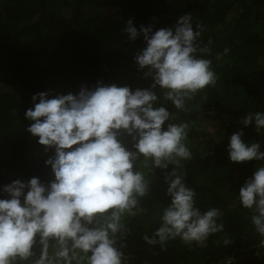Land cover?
I'll return each instance as SVG.
<instances>
[{
  "label": "clouds",
  "instance_id": "clouds-1",
  "mask_svg": "<svg viewBox=\"0 0 264 264\" xmlns=\"http://www.w3.org/2000/svg\"><path fill=\"white\" fill-rule=\"evenodd\" d=\"M122 31L129 41L143 35L146 47L134 60L143 77L151 78L150 87L132 90L100 81L66 95L33 94V107L24 113L33 121L27 131L46 152L54 149L45 161L54 178L15 179L0 189L5 194L0 264H126L121 242L126 221L142 214L140 202L156 169L163 172L168 202L159 226L143 236L147 245L165 249L179 240L191 247L224 231L222 210L202 209L196 190L186 183L184 162L193 158L189 124L175 122V112L165 106L171 102L175 110L187 111V101L217 84L212 60L205 58L210 48L200 40L203 25L188 12L174 27L153 31L141 25L138 31L128 20ZM240 122L254 125L261 139L246 142L243 129L233 133L228 157L261 162L237 199L251 213L258 247L264 249V111L248 112Z\"/></svg>",
  "mask_w": 264,
  "mask_h": 264
},
{
  "label": "trees",
  "instance_id": "trees-1",
  "mask_svg": "<svg viewBox=\"0 0 264 264\" xmlns=\"http://www.w3.org/2000/svg\"><path fill=\"white\" fill-rule=\"evenodd\" d=\"M188 12L203 25L200 40L210 48L205 58L212 60L219 79L187 101V111L175 110L171 102L165 106L175 112V122L189 124L193 158L184 162L186 183L196 190L198 206L222 210L225 228L191 247L179 240L165 249L147 245L143 236L159 226L168 202L163 172L156 169L140 202L142 214L126 221L128 231L121 238L126 264H264L251 213L237 199L261 162L230 161L229 141L218 144L198 132L196 123L198 112L218 114L231 105L226 122L235 124L236 132L243 129L246 142L260 141L254 125L240 121L248 112L264 111V0H0V189L15 179L54 178L45 164L54 149L46 152L27 131L33 121L24 113L33 107V94L66 95L100 81L149 88L151 78L143 77L134 60L146 47L143 35L129 41L122 29L128 20L138 31L141 25L153 31L174 27ZM226 48L228 53L217 59ZM223 236L232 243L224 245Z\"/></svg>",
  "mask_w": 264,
  "mask_h": 264
},
{
  "label": "rangeland",
  "instance_id": "rangeland-1",
  "mask_svg": "<svg viewBox=\"0 0 264 264\" xmlns=\"http://www.w3.org/2000/svg\"><path fill=\"white\" fill-rule=\"evenodd\" d=\"M231 105L221 108L220 113L198 112L196 117L198 132L205 133L210 138H213L218 144L226 143L229 141L230 136L236 132L237 128L232 127L226 122L227 118H231L232 114L229 113ZM200 143V142H199ZM225 237H221L220 241H224Z\"/></svg>",
  "mask_w": 264,
  "mask_h": 264
}]
</instances>
